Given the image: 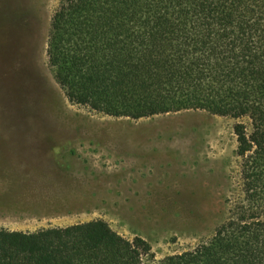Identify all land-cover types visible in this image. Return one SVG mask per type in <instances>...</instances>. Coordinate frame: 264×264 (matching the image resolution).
Here are the masks:
<instances>
[{"label": "trees", "instance_id": "obj_1", "mask_svg": "<svg viewBox=\"0 0 264 264\" xmlns=\"http://www.w3.org/2000/svg\"><path fill=\"white\" fill-rule=\"evenodd\" d=\"M47 57L69 101L116 118L237 123L240 190L212 236L155 259L103 219L0 230V264H264V0H60Z\"/></svg>", "mask_w": 264, "mask_h": 264}, {"label": "rangeland", "instance_id": "obj_2", "mask_svg": "<svg viewBox=\"0 0 264 264\" xmlns=\"http://www.w3.org/2000/svg\"><path fill=\"white\" fill-rule=\"evenodd\" d=\"M59 3L0 0V175H9L10 146L21 140L59 143L50 158L66 174L0 177V230L103 219L147 240L156 260L207 240L239 193L234 127L248 120L202 110L116 118L71 103L47 57Z\"/></svg>", "mask_w": 264, "mask_h": 264}, {"label": "crops", "instance_id": "obj_3", "mask_svg": "<svg viewBox=\"0 0 264 264\" xmlns=\"http://www.w3.org/2000/svg\"><path fill=\"white\" fill-rule=\"evenodd\" d=\"M10 147V154L13 158L10 159L9 166L5 167L9 171V175H0V177L34 180L65 178V165L62 166L58 159L51 160L50 158L52 154L62 152L59 143L21 140L15 141ZM49 193H52V191H49Z\"/></svg>", "mask_w": 264, "mask_h": 264}]
</instances>
